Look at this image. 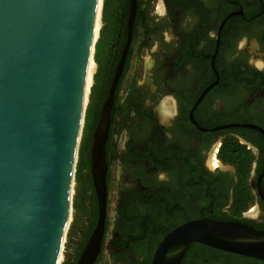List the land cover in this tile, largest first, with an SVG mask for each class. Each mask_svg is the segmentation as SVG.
Returning <instances> with one entry per match:
<instances>
[{
    "label": "flooded vegetation",
    "instance_id": "obj_1",
    "mask_svg": "<svg viewBox=\"0 0 264 264\" xmlns=\"http://www.w3.org/2000/svg\"><path fill=\"white\" fill-rule=\"evenodd\" d=\"M153 3L137 0L105 143L108 191L114 164L121 169L109 241L117 264L148 259L149 243L135 244L148 220L150 239L215 216L264 230V0ZM132 58L145 59L143 83L134 65L122 93ZM205 247L189 264H264Z\"/></svg>",
    "mask_w": 264,
    "mask_h": 264
},
{
    "label": "water",
    "instance_id": "obj_2",
    "mask_svg": "<svg viewBox=\"0 0 264 264\" xmlns=\"http://www.w3.org/2000/svg\"><path fill=\"white\" fill-rule=\"evenodd\" d=\"M129 2L126 44L93 135L91 172L99 215L77 264L96 261L106 228L105 143L137 10V0ZM97 4L0 0V264H57L62 253ZM193 243L264 259V230L237 220L199 218L169 231L151 264H181Z\"/></svg>",
    "mask_w": 264,
    "mask_h": 264
},
{
    "label": "rangeland",
    "instance_id": "obj_3",
    "mask_svg": "<svg viewBox=\"0 0 264 264\" xmlns=\"http://www.w3.org/2000/svg\"><path fill=\"white\" fill-rule=\"evenodd\" d=\"M106 1L108 6L106 14H108L104 20L103 5L102 24L95 46V58H97L98 64L96 63L97 68L94 75L93 85L91 87L90 97L87 103L79 157L76 163L71 218L67 227L66 237L58 264H75L78 253L81 251L86 241L88 242L89 237L96 226L99 215L98 197L91 172L93 135L100 123L102 109L108 100L112 79L121 56V50L124 47V31L121 30L120 26L121 18L126 16V10L124 8L126 0H104V3ZM162 6V0H154V3L152 4L153 9L155 10L161 9ZM113 10L116 15L118 14L117 25L114 23L115 18H113L112 14ZM103 27H105V30L102 34L101 32ZM116 28L117 32H115ZM98 43L99 45L97 49ZM144 57L146 59L148 55L144 53ZM145 59H142V61L134 60V58L131 59L130 67L123 79L122 93H124L130 85L134 65L142 68L141 74L137 78V82L143 83V72L146 66ZM122 93L120 97H122ZM119 139L120 143L126 139V133L124 130L121 131ZM120 178L121 169L115 163L111 172L110 188L108 191L107 227L104 249L102 250L100 259L96 264H117L118 261H120L109 248L110 237L114 232L116 202L118 196V185L119 181H121ZM146 250L147 252L149 251L148 248ZM113 257L116 258V261L113 260Z\"/></svg>",
    "mask_w": 264,
    "mask_h": 264
},
{
    "label": "trees",
    "instance_id": "obj_4",
    "mask_svg": "<svg viewBox=\"0 0 264 264\" xmlns=\"http://www.w3.org/2000/svg\"><path fill=\"white\" fill-rule=\"evenodd\" d=\"M125 2V1H124ZM124 8H125V10H126V16L124 17H122L121 18V26H120V28H121V30L122 31H124V43H125V41H126V39H127V22H128V15H129V1H127L126 0V3L124 4ZM108 9V6H107V1L104 3V20L106 19V16H107V14H106V10ZM109 12V11H108ZM112 14H113V18H115V20H114V23H116V25H117V17H118V14L116 15V13H115V11L113 10L112 11ZM125 14V13H124ZM119 19V18H118ZM124 28V29H123ZM104 30H105V27H103V29H102V34H103V32H104ZM122 31H120V32H122ZM115 32H117V28H116V30H115ZM123 33V32H122ZM100 42V41H99ZM98 45H99V43L97 44V49H98ZM95 61H96V63H97V58H95ZM98 64V63H97ZM214 219H219V218H217L216 216L215 217H213ZM149 221V220H148ZM148 221H146V223L143 225L145 228H146V230H145V234H144V236L143 237H141L142 239H139V240H136L135 241V244H140L141 242L143 243V242H146V243H149V247H150V249H149V255H148V259L144 262V264H151V261H152V257H153V254H154V252H155V250H156V248H157V246L159 245V243L161 242V240L164 238V236L169 232V231H171V229L174 227V226H176L177 224H175V225H173L172 227H169V228H167L159 237H152L151 239L149 238V237H147V238H145L146 236H147V234L149 233V232H151V231H153V227L151 226V224L152 225H154V223H151L150 221L148 222ZM180 224V223H179ZM151 226V227H150ZM106 227H107V223H106ZM197 246H204L205 247V245H202V244H199V243H193L189 248H188V250H187V252H186V254H185V256H184V258H183V260H182V263L181 264H189L190 263V260H191V255H192V252L194 251V248H196ZM206 249L205 250H207V251H210L211 250V247H205Z\"/></svg>",
    "mask_w": 264,
    "mask_h": 264
},
{
    "label": "bare ground",
    "instance_id": "obj_5",
    "mask_svg": "<svg viewBox=\"0 0 264 264\" xmlns=\"http://www.w3.org/2000/svg\"><path fill=\"white\" fill-rule=\"evenodd\" d=\"M103 5H104V0H98L96 19H95V25H94V33H93V43H92L91 55H90L88 67H87V78H86V84H85V95H84V110L85 111L87 108V103L90 97L91 87L93 85L94 75H95L96 68H97V65L95 62V45H96L97 39L99 37V32L101 29ZM98 152H99V149L97 146L95 149V170H98V165H99V153ZM77 159L78 158H76L75 163H77ZM75 170H76V164H75ZM73 184H74V177H73ZM72 195H73V189H72ZM70 218H71V212L69 213L68 224H69ZM59 259H60V256H59ZM59 259H58L57 264L59 263Z\"/></svg>",
    "mask_w": 264,
    "mask_h": 264
},
{
    "label": "clouds",
    "instance_id": "obj_6",
    "mask_svg": "<svg viewBox=\"0 0 264 264\" xmlns=\"http://www.w3.org/2000/svg\"><path fill=\"white\" fill-rule=\"evenodd\" d=\"M161 179H163V176L161 175Z\"/></svg>",
    "mask_w": 264,
    "mask_h": 264
}]
</instances>
